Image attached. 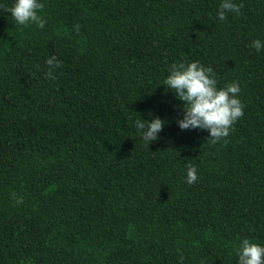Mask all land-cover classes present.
Here are the masks:
<instances>
[{"label": "trees", "instance_id": "obj_1", "mask_svg": "<svg viewBox=\"0 0 264 264\" xmlns=\"http://www.w3.org/2000/svg\"><path fill=\"white\" fill-rule=\"evenodd\" d=\"M12 2L0 0V264H236L241 238L264 244V49L249 46L264 41V0H236L224 21L220 0H42V28L18 26ZM181 61L239 83L227 137L177 126L183 102L162 83ZM149 112L166 123L148 145L133 122Z\"/></svg>", "mask_w": 264, "mask_h": 264}, {"label": "clouds", "instance_id": "obj_2", "mask_svg": "<svg viewBox=\"0 0 264 264\" xmlns=\"http://www.w3.org/2000/svg\"><path fill=\"white\" fill-rule=\"evenodd\" d=\"M44 4L42 0H13L10 7H4L10 13L15 23L27 26L35 23L42 28L45 20L38 14ZM242 4L236 0H220L217 8V19L224 21L227 13L239 15ZM79 30V25H76ZM260 52L264 49V41L253 38L249 45ZM49 65L46 73L49 77L53 69L59 67L60 61L55 55L46 58ZM165 90H171L174 96L183 102L182 116L176 120L181 130L204 129L214 140L227 137L231 125L243 115V107L239 96L240 86L237 81L226 83L223 87L217 86L216 74L211 66H205L200 61L173 63L168 69V75L163 83ZM166 90V91H167ZM150 119L137 118L133 122L136 134L141 140L150 144L157 140L166 121L152 112ZM197 180V169L194 166L186 167L185 181L192 184ZM15 197V193H13ZM22 202L17 199V203ZM236 264H264V244L250 238H241L235 245Z\"/></svg>", "mask_w": 264, "mask_h": 264}]
</instances>
